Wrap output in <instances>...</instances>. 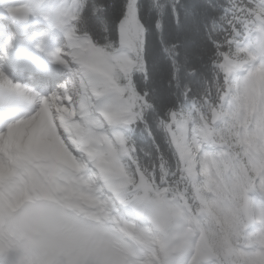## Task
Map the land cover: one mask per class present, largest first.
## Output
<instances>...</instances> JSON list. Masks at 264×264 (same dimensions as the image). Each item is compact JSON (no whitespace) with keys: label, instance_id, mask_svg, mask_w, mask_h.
<instances>
[{"label":"clouds","instance_id":"obj_1","mask_svg":"<svg viewBox=\"0 0 264 264\" xmlns=\"http://www.w3.org/2000/svg\"><path fill=\"white\" fill-rule=\"evenodd\" d=\"M72 8L59 0L45 19L65 37L55 117L75 156L62 145L22 165L0 161V264H264V188L240 190L245 167L264 165V19L242 22L212 126L182 120L156 155L125 142L123 102L65 14ZM5 79L0 96L26 101L15 119L30 116L44 95Z\"/></svg>","mask_w":264,"mask_h":264},{"label":"snow or ice","instance_id":"obj_2","mask_svg":"<svg viewBox=\"0 0 264 264\" xmlns=\"http://www.w3.org/2000/svg\"><path fill=\"white\" fill-rule=\"evenodd\" d=\"M30 11L24 6L8 9L20 18ZM72 13L77 36L91 50L109 91L123 102L125 142L135 152L145 148L161 155L179 122L196 121L210 128L219 116L226 91L219 84L230 71L232 50L244 38L242 22L264 19V0H86L83 5L73 0L71 12L65 14ZM49 56L62 65L67 49L58 48ZM164 74L161 89L157 77ZM0 83L11 86L7 79ZM65 90L59 83L30 116L0 125V161L14 158L22 165L29 155L60 152L62 145L75 156L55 117ZM12 100L0 96V108L16 111ZM137 133L139 139L134 138ZM257 184L264 188V165L245 167L241 195Z\"/></svg>","mask_w":264,"mask_h":264},{"label":"rangeland","instance_id":"obj_3","mask_svg":"<svg viewBox=\"0 0 264 264\" xmlns=\"http://www.w3.org/2000/svg\"><path fill=\"white\" fill-rule=\"evenodd\" d=\"M1 1V5L0 6V12L2 13H6V14H10L8 12V9L11 8V7H21V6H24V7H27L29 8L31 11V13L34 15L35 13H37L38 9H42L41 13L42 15L40 16V13L39 14H35V17H34V20H40L41 17H44L47 13L53 11L56 9V7L58 6L59 4V0H41L40 2H33L32 0H0ZM6 3H9V4H6ZM49 8V9H48ZM32 17V16H31ZM55 31H57L55 28H54ZM59 32V31H57ZM60 33V32H59ZM49 40H54V37L52 34H49L47 35V41ZM38 43H40V40L37 41ZM65 43V39H60L59 42L57 44H59V46L57 47H53L51 46L53 50L61 47L63 44ZM53 91H51L49 94H51Z\"/></svg>","mask_w":264,"mask_h":264},{"label":"bare ground","instance_id":"obj_4","mask_svg":"<svg viewBox=\"0 0 264 264\" xmlns=\"http://www.w3.org/2000/svg\"><path fill=\"white\" fill-rule=\"evenodd\" d=\"M34 3L35 2H40L41 0H32ZM45 1V0H44ZM49 9V8H48ZM38 12L37 13H35V14H39L40 13V16L42 15V13H41V11H42V9L40 8V9H38L37 10ZM32 13L31 12H29V17H31L32 15H31ZM35 14H34V17H35ZM45 17V16H44ZM43 17V18H44ZM34 19V18H33ZM49 22V21H48ZM4 26V28H5V25L8 27V25H7V23L6 22H4V24H3ZM49 25H51L52 26V24L49 22ZM64 36V35H63ZM55 41H58V39H54ZM46 50H48L49 52H51L48 48L46 49ZM1 66V65H0ZM0 70H3L2 68H0ZM46 81V80H45ZM47 84H51V85H53V81H51V80H47Z\"/></svg>","mask_w":264,"mask_h":264},{"label":"trees","instance_id":"obj_5","mask_svg":"<svg viewBox=\"0 0 264 264\" xmlns=\"http://www.w3.org/2000/svg\"><path fill=\"white\" fill-rule=\"evenodd\" d=\"M166 79H167L166 74H164L163 76H158L157 77V81H158L157 86L160 87L161 89H163L165 87ZM153 127H155V126L153 125ZM134 138L139 139V134L137 133V136H135ZM148 143H150V141Z\"/></svg>","mask_w":264,"mask_h":264}]
</instances>
